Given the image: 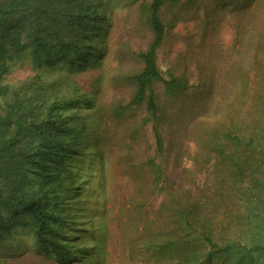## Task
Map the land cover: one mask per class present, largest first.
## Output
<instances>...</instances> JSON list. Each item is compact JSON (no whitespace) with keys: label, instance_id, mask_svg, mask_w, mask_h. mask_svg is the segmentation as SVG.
<instances>
[{"label":"rangeland","instance_id":"1","mask_svg":"<svg viewBox=\"0 0 264 264\" xmlns=\"http://www.w3.org/2000/svg\"><path fill=\"white\" fill-rule=\"evenodd\" d=\"M162 1L164 35L156 51L157 67L163 78H176L180 87L153 83L155 122L145 101L129 105L136 86L128 78L141 71L137 54L152 39L150 1H98L107 5L108 18L99 67L79 72L72 83L89 94L93 105L65 113L74 115L75 127L85 125L83 144L89 146L80 154L87 152V159L68 194L69 217L57 229L85 252L66 264H196L183 255L189 250L186 230H162L169 216L166 196L201 203L210 213L213 197L219 201L213 211L218 215L221 198L231 202L234 195L229 184L235 171L214 153L206 132L222 137L235 124L257 119L264 127V0ZM30 69L27 62H16L6 81L15 85ZM67 91L75 94L70 87ZM153 125L163 143L159 153ZM192 129L203 131L204 142L197 139L203 147L195 146ZM220 142L231 143L225 138ZM0 184L8 187L1 177ZM165 231L175 238L171 248L169 240L155 236ZM2 238L0 264H61L51 251L40 250L27 216L26 226L16 223ZM248 257L264 264V249L236 247L223 254L222 262L243 264Z\"/></svg>","mask_w":264,"mask_h":264},{"label":"trees","instance_id":"2","mask_svg":"<svg viewBox=\"0 0 264 264\" xmlns=\"http://www.w3.org/2000/svg\"><path fill=\"white\" fill-rule=\"evenodd\" d=\"M98 1L0 0V177L8 181L7 188L0 187V242L16 223L26 226L27 216L35 226L40 250L51 251L61 264L85 252V248L71 246L57 229L58 222L69 217L68 194L87 159V152L80 154L89 148L83 144L85 125L75 127L71 122L74 115L65 113L93 105L89 94L72 83L79 72L99 67V45L108 18L104 12L107 5ZM149 1L152 39L137 54L143 62L141 71L128 78L136 86L129 105L145 101L155 122L153 83L159 81L169 88H179L180 83L176 78H163L157 67L156 51L164 35L159 15L163 1ZM16 62H27L32 69L13 85L6 77ZM69 87L75 93L72 96L67 94ZM200 129H192L191 134L204 142ZM153 130L159 153L162 139L154 125ZM205 135L214 153L235 171L229 184L234 194L231 202L221 198L223 211L217 218L213 211L219 201L215 198L208 203L210 213L201 203H184L170 193L165 204L169 216L162 230H186L190 241L189 250L183 251L185 259L196 264H224L223 254L236 247L264 249V127L257 119L247 125L235 124L222 137L213 130ZM223 138L231 141L230 146L222 145ZM199 141L195 146L201 148ZM155 236L169 240L170 248L176 244L169 231ZM243 264L257 263L248 257Z\"/></svg>","mask_w":264,"mask_h":264}]
</instances>
